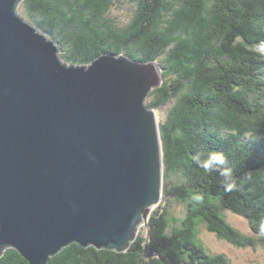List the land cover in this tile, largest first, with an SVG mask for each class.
Wrapping results in <instances>:
<instances>
[{
  "label": "trees",
  "instance_id": "1",
  "mask_svg": "<svg viewBox=\"0 0 264 264\" xmlns=\"http://www.w3.org/2000/svg\"><path fill=\"white\" fill-rule=\"evenodd\" d=\"M122 8L127 22L111 15ZM20 10L68 64L125 55L155 61L162 77L146 100L165 108L162 202L149 235L139 232L124 252L72 242L47 264H229L201 241L202 225L235 246L264 247V0H22ZM213 149L233 170L231 192L195 162ZM225 210L254 234L228 222ZM0 264L30 263L6 247Z\"/></svg>",
  "mask_w": 264,
  "mask_h": 264
},
{
  "label": "water",
  "instance_id": "2",
  "mask_svg": "<svg viewBox=\"0 0 264 264\" xmlns=\"http://www.w3.org/2000/svg\"><path fill=\"white\" fill-rule=\"evenodd\" d=\"M0 0V255L30 264L76 242L124 252L162 199L155 61L103 54L64 62L61 48Z\"/></svg>",
  "mask_w": 264,
  "mask_h": 264
},
{
  "label": "rangeland",
  "instance_id": "3",
  "mask_svg": "<svg viewBox=\"0 0 264 264\" xmlns=\"http://www.w3.org/2000/svg\"><path fill=\"white\" fill-rule=\"evenodd\" d=\"M18 13L24 16L20 10V4L18 6ZM130 12L126 9H113L112 16L120 21H128ZM264 51V44L260 47ZM158 119L165 116V108L162 107L156 110ZM162 202V199H161ZM161 202L159 204H161ZM158 204V205H159ZM178 209V206L175 207ZM224 214L232 225H234L240 231L253 235V231L250 227L249 222L239 215L234 214L229 210H225ZM139 232L147 235L146 228L141 225ZM139 234V233H138ZM199 237L203 243H205L208 251L213 254L224 253L229 259V264H264V247L256 245L254 247H238L233 244L226 242L225 240L219 239L215 233L210 232L204 225L200 227Z\"/></svg>",
  "mask_w": 264,
  "mask_h": 264
},
{
  "label": "clouds",
  "instance_id": "4",
  "mask_svg": "<svg viewBox=\"0 0 264 264\" xmlns=\"http://www.w3.org/2000/svg\"><path fill=\"white\" fill-rule=\"evenodd\" d=\"M195 162L208 173H218L225 181V191L231 192L235 188L232 182L233 170L229 166V161L225 154L220 150H210L206 157L201 159L198 155L195 157ZM193 199L199 201L200 195H194Z\"/></svg>",
  "mask_w": 264,
  "mask_h": 264
}]
</instances>
